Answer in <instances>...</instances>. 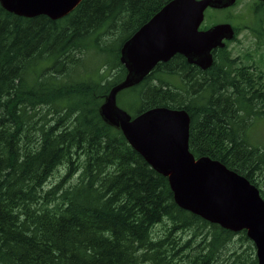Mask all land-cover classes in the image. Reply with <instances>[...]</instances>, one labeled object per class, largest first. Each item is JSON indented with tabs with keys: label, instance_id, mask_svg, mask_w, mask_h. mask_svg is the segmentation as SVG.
I'll use <instances>...</instances> for the list:
<instances>
[{
	"label": "trees",
	"instance_id": "16d2710c",
	"mask_svg": "<svg viewBox=\"0 0 264 264\" xmlns=\"http://www.w3.org/2000/svg\"><path fill=\"white\" fill-rule=\"evenodd\" d=\"M168 1L82 0L55 22L0 6V264H257L245 231L179 209L167 178L99 113L126 75L123 43ZM212 56L205 71L181 55L157 64L128 89L135 115L185 110L190 153L242 175L264 200V148L246 138L264 118V74L227 45Z\"/></svg>",
	"mask_w": 264,
	"mask_h": 264
},
{
	"label": "water",
	"instance_id": "95a60500",
	"mask_svg": "<svg viewBox=\"0 0 264 264\" xmlns=\"http://www.w3.org/2000/svg\"><path fill=\"white\" fill-rule=\"evenodd\" d=\"M82 0H0L16 17L58 21ZM264 3V0H258ZM236 0H169L120 48L124 79L113 86L99 107L103 120L119 129L128 145L158 174L167 178L176 206L232 233L246 232L257 264H264V200L245 177L209 157L189 151L190 118L183 109L155 107L130 116L117 106V95L139 85L159 63L175 55L205 71L212 51L234 39L229 23L200 27L207 9L224 10Z\"/></svg>",
	"mask_w": 264,
	"mask_h": 264
},
{
	"label": "rangeland",
	"instance_id": "374dc122",
	"mask_svg": "<svg viewBox=\"0 0 264 264\" xmlns=\"http://www.w3.org/2000/svg\"><path fill=\"white\" fill-rule=\"evenodd\" d=\"M258 0H236L233 7L224 10L207 9L204 12L203 25L229 23L232 27L238 28L235 40L227 43V50L232 58H237L238 65L255 66L264 74V5L259 14L255 13L252 3ZM259 25L263 30L259 36L251 34V29L259 30ZM161 78L171 85L178 83L175 76L161 75ZM137 89L123 90L116 98L117 106L134 116L138 103ZM246 138L251 146L264 148V118L256 117L246 130ZM53 181V180H52ZM161 226L155 227L158 232ZM238 237H233L230 242L232 246L239 247ZM254 246V245H253ZM255 253V248H254Z\"/></svg>",
	"mask_w": 264,
	"mask_h": 264
},
{
	"label": "flooded vegetation",
	"instance_id": "af4514ba",
	"mask_svg": "<svg viewBox=\"0 0 264 264\" xmlns=\"http://www.w3.org/2000/svg\"><path fill=\"white\" fill-rule=\"evenodd\" d=\"M263 5H264V3H263ZM225 43H226V45H227L228 42H225Z\"/></svg>",
	"mask_w": 264,
	"mask_h": 264
}]
</instances>
